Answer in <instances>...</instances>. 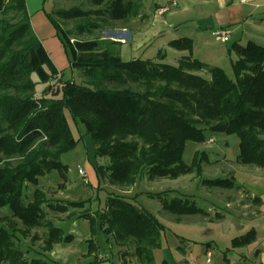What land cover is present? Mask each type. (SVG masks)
<instances>
[{
    "label": "trees",
    "instance_id": "obj_1",
    "mask_svg": "<svg viewBox=\"0 0 264 264\" xmlns=\"http://www.w3.org/2000/svg\"><path fill=\"white\" fill-rule=\"evenodd\" d=\"M83 1L98 9L72 7L45 13L69 69L83 74L79 85L63 80V72L53 65L32 30L26 0H0V207L11 212L4 218L7 228H0V264H48L44 258L26 259L17 246L19 237L41 241L43 252H49L64 238L47 219L43 206L61 214L70 207L84 208V202L52 206L38 187L39 178L54 170L62 179L66 177L60 156L76 145L66 113L76 128L90 136L95 156L106 159L107 165L97 170L112 185L130 186L142 174L150 180L199 175L205 154H196L191 166L183 163L182 154L187 141L203 143L205 131L235 135L239 141L236 162L264 170V47L231 45L236 56L231 62L232 78L221 68L192 57L189 38L167 43L176 52L187 53L175 65L163 63L164 55L159 61L124 62L119 57L120 43L72 41L71 32L62 29L55 17L85 21L77 30L91 33L102 27L101 20L125 23L134 2ZM92 17L101 20L92 21ZM37 84L43 86L38 94ZM205 182L216 188H234L230 179ZM153 197L171 215L209 217L187 199H162L160 193ZM78 218H97L120 248L134 245L140 264L154 263L152 252L160 247L163 226L126 198L112 195L101 212L91 214L86 209ZM38 229L45 232L31 236ZM254 239L250 231L234 238L231 246L244 247ZM88 242L87 255L96 258L98 248L93 240Z\"/></svg>",
    "mask_w": 264,
    "mask_h": 264
},
{
    "label": "rangeland",
    "instance_id": "obj_2",
    "mask_svg": "<svg viewBox=\"0 0 264 264\" xmlns=\"http://www.w3.org/2000/svg\"><path fill=\"white\" fill-rule=\"evenodd\" d=\"M132 1L134 3L131 18L125 23L110 21L102 23L101 19L94 20L92 17V21L101 20L99 22L102 27L91 33H80L77 30V26L85 24V21H64L58 17L55 19L62 29L71 32L72 41L102 39L120 43L119 57L124 62L138 59L159 61L161 55H164V59H161L163 63L175 65L174 60L178 59L179 53L169 48L167 43L169 40L187 37L192 40L191 54L195 59L221 68L228 77H233L231 62L236 59V56L233 52L228 53L231 42L225 45L215 42L210 35H207V40L204 36L198 35L193 29L197 20L196 16H192L194 14L175 16L180 14L177 8L171 5L172 2L177 3L178 0ZM43 7L51 14L57 10H68L72 7L84 11L98 9L83 0H46ZM164 7L170 10L168 9L163 16H157L156 11ZM62 72L63 80H70L79 85L84 80L81 71L70 70L69 66ZM32 80L37 82L36 75H32ZM42 87L41 84L36 85V94L42 90ZM67 116L76 145L72 150L60 156L61 163L67 168L66 177L62 179L60 172L54 170L39 178L38 187L45 193L47 201L52 206L65 205L68 202H84V208L70 207L67 213L61 214L45 204L43 209L47 219L54 227L62 231L64 240L54 244L49 252H43L41 241H33L30 237H19L17 246L24 252L26 259L44 258L48 264H86L90 261L99 263L105 259L103 264H118L119 260L125 264H140L134 256L133 244L127 243L120 248L114 237L104 231L107 226L101 225L97 218L94 220L78 218L86 209L91 214L101 212L112 195L126 198L136 207L153 215L163 226L160 234V247L152 252L156 264L163 263L174 254H181L180 247L183 244L188 245L186 254H204L207 244L216 246V254L222 253L224 247L229 244L230 236L233 238L239 233L242 234L243 228H237L231 221L233 212L228 204L230 201L248 202L250 200L248 197L252 194L254 196L259 194L263 182L249 171L256 167L243 166L236 162L239 141L235 135L205 131L203 143L192 141L185 143L182 161L186 166L193 164L196 154L199 156L205 154L199 175L189 173L177 179L150 180L142 174L138 175L130 186H118L110 184L104 172L97 170L99 166L107 165L106 159L95 156L94 144L90 136L85 134L83 128H76L69 114ZM210 138L213 140L211 143ZM79 168L86 173L87 184H84L79 176ZM228 179L234 182V188H216L205 182L206 180ZM32 192L33 189L30 188L28 195L31 196ZM157 193L162 195V199L173 197L187 199L190 204L211 216L223 214L225 218L218 223L203 224L204 219L201 216L171 215L163 211L161 203L153 197ZM71 213L73 215L68 217ZM10 214L8 207H0V228H7L4 218L9 217ZM35 232L43 234L45 231L43 229L34 230L31 236ZM89 240H93L98 248L96 258L87 255L89 254Z\"/></svg>",
    "mask_w": 264,
    "mask_h": 264
},
{
    "label": "crops",
    "instance_id": "obj_3",
    "mask_svg": "<svg viewBox=\"0 0 264 264\" xmlns=\"http://www.w3.org/2000/svg\"><path fill=\"white\" fill-rule=\"evenodd\" d=\"M26 6L32 30L41 41L55 68L59 72L68 68L63 47L45 16L43 2L26 0ZM175 7L180 14L175 16L182 17L181 15L189 16L191 14L196 16L197 20L195 24L193 23V29L198 35L204 36L205 40H207V35L211 37L213 30L227 28L230 31L227 43L231 42V45L239 46L255 43L264 47V0H178ZM230 52L232 51L229 50L228 53L230 54ZM183 55H187V53H179L177 58ZM177 60L174 61L177 62ZM65 115L68 121V114ZM249 171L263 182L259 194H255V196L252 194L248 197V200L250 199L248 202L230 201L228 204L233 212L231 221L237 228H243L242 234L239 233L233 238L230 236L228 246H225L224 251L219 254L215 253L216 246L213 247L210 244L205 246L204 254H186L188 245L184 246L183 244L180 247L181 254H174L161 264H264V170L256 168ZM216 215L209 214L207 219L203 218V224L218 223L225 218L223 214ZM250 231H253L255 235L252 243L244 247L232 248L231 242L234 238L243 236ZM105 261L106 259L99 264H103ZM118 264L125 263L119 260Z\"/></svg>",
    "mask_w": 264,
    "mask_h": 264
},
{
    "label": "built area",
    "instance_id": "obj_4",
    "mask_svg": "<svg viewBox=\"0 0 264 264\" xmlns=\"http://www.w3.org/2000/svg\"><path fill=\"white\" fill-rule=\"evenodd\" d=\"M174 6H176V2H172L171 7H174ZM168 9L169 8H166V7L160 8L156 11V15L157 16H163L165 14V12L168 11ZM211 36L215 42H218L221 44H226L230 38V31L227 28L216 29V30H213L211 32ZM53 84L54 83H51V85H53ZM209 142L211 143V142H213V140L210 139ZM78 174L83 179V183L87 184L88 183L87 175L81 168L78 169Z\"/></svg>",
    "mask_w": 264,
    "mask_h": 264
},
{
    "label": "water",
    "instance_id": "obj_5",
    "mask_svg": "<svg viewBox=\"0 0 264 264\" xmlns=\"http://www.w3.org/2000/svg\"><path fill=\"white\" fill-rule=\"evenodd\" d=\"M112 37H114V36H112Z\"/></svg>",
    "mask_w": 264,
    "mask_h": 264
}]
</instances>
